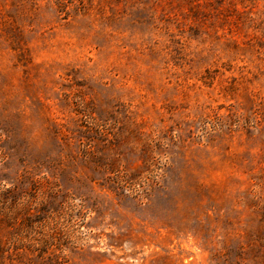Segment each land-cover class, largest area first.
Segmentation results:
<instances>
[{"label": "rangeland", "instance_id": "rangeland-1", "mask_svg": "<svg viewBox=\"0 0 264 264\" xmlns=\"http://www.w3.org/2000/svg\"><path fill=\"white\" fill-rule=\"evenodd\" d=\"M0 264H264V0H0Z\"/></svg>", "mask_w": 264, "mask_h": 264}]
</instances>
